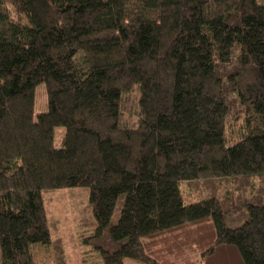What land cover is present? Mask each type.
<instances>
[{
	"label": "trees",
	"instance_id": "obj_1",
	"mask_svg": "<svg viewBox=\"0 0 264 264\" xmlns=\"http://www.w3.org/2000/svg\"><path fill=\"white\" fill-rule=\"evenodd\" d=\"M224 177L253 192L244 210L185 203L181 181ZM70 187L103 264H264V0H0V264L62 256L41 192Z\"/></svg>",
	"mask_w": 264,
	"mask_h": 264
},
{
	"label": "rangeland",
	"instance_id": "obj_2",
	"mask_svg": "<svg viewBox=\"0 0 264 264\" xmlns=\"http://www.w3.org/2000/svg\"><path fill=\"white\" fill-rule=\"evenodd\" d=\"M138 86L126 92L121 98V124L134 127L137 123ZM33 117L47 110V98L44 84H39L34 91ZM240 122L227 126L225 133L229 143L240 137ZM65 128L56 127L53 145L61 146ZM257 181V180H256ZM238 178L224 177L214 180L181 181L179 188L185 203L196 202L208 197L218 198L223 205L232 203L233 211L240 212L244 203L252 195L251 189L243 185ZM51 242H57L62 256L57 258L53 244H33L30 247L33 264H103L98 253L84 239L90 236L96 227L92 209L89 205V189L86 187H70L47 189L41 192ZM236 213V212H235ZM117 217L114 212L112 220ZM244 221L231 212L226 217V224L235 227Z\"/></svg>",
	"mask_w": 264,
	"mask_h": 264
}]
</instances>
